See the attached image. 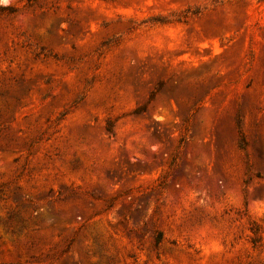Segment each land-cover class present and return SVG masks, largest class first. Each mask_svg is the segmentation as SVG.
I'll use <instances>...</instances> for the list:
<instances>
[{"label": "rangeland", "instance_id": "1", "mask_svg": "<svg viewBox=\"0 0 264 264\" xmlns=\"http://www.w3.org/2000/svg\"><path fill=\"white\" fill-rule=\"evenodd\" d=\"M0 264H264V0H0Z\"/></svg>", "mask_w": 264, "mask_h": 264}, {"label": "trees", "instance_id": "2", "mask_svg": "<svg viewBox=\"0 0 264 264\" xmlns=\"http://www.w3.org/2000/svg\"><path fill=\"white\" fill-rule=\"evenodd\" d=\"M3 9H7V10L11 11L10 8H8V7H4ZM158 21L159 22H163L164 20L163 19H158ZM153 92L154 91H152L151 94ZM151 94H150V96H151ZM144 110H145V106L144 105H139L133 110V112L136 113V114H139L140 112H143ZM112 127H113L112 122L110 120L106 121L105 129L108 132L112 131ZM242 144H243V140H240V145H242Z\"/></svg>", "mask_w": 264, "mask_h": 264}]
</instances>
